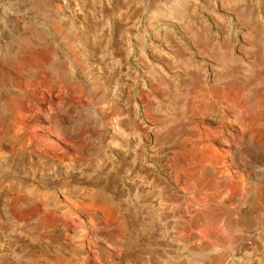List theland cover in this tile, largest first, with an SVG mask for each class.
<instances>
[{"label":"rangeland","instance_id":"rangeland-1","mask_svg":"<svg viewBox=\"0 0 264 264\" xmlns=\"http://www.w3.org/2000/svg\"><path fill=\"white\" fill-rule=\"evenodd\" d=\"M153 1L212 83L177 38L121 81L142 0L69 18L87 67L60 60L50 0H0V264H264V0Z\"/></svg>","mask_w":264,"mask_h":264},{"label":"built area","instance_id":"built-area-1","mask_svg":"<svg viewBox=\"0 0 264 264\" xmlns=\"http://www.w3.org/2000/svg\"><path fill=\"white\" fill-rule=\"evenodd\" d=\"M53 3L52 13L54 19V31L58 36L54 38V48L59 53L58 56L71 60L72 52L76 50L77 58L79 62L85 64L87 55L80 51L85 49L81 42L71 34L66 28L65 23L70 17L78 19L80 21L91 20V22L103 21L104 14L107 9H110L113 5V0H50ZM137 10L143 6L141 14H136L130 22H124L120 31L123 34L122 45L124 57L120 59L121 66L119 71V78L123 82L139 83L136 84L138 89L145 88L147 86L148 73L154 72L155 69L163 71L159 65V62L154 59L155 55L169 56L170 48L167 47L170 40L177 38L174 32L167 28V19L158 20L155 3L153 0H142V3L135 5ZM135 6H132L135 7ZM218 1L212 0L211 11L217 12ZM136 9V8H135ZM203 8H198L197 16H201V19L205 23V29L202 35L206 39H211L214 42H222L226 40L232 45L235 44L234 34L231 30L230 19L227 17V25L224 31L219 34L217 29L213 27V22H207L206 15L202 16ZM195 11V10H194ZM99 17V18H98ZM96 19V21H95ZM69 41L68 46H64L62 41ZM177 41L182 45L184 50L188 52L187 61L190 66L199 70L200 78L206 84L212 83V77L217 64L214 62H208L204 59L194 56V50L190 49L187 45L182 43L177 38ZM198 58V59H197ZM89 67V66H88ZM93 67V66H92Z\"/></svg>","mask_w":264,"mask_h":264},{"label":"bare ground","instance_id":"bare-ground-1","mask_svg":"<svg viewBox=\"0 0 264 264\" xmlns=\"http://www.w3.org/2000/svg\"><path fill=\"white\" fill-rule=\"evenodd\" d=\"M72 23H73V24H72L71 26H72L73 28H76V27L74 26L75 21H72ZM68 30H69V29H68ZM69 31H70V30H69ZM70 32H71V31H70ZM58 248H61V247H57V246L55 247V249H58ZM61 249H62V248H61ZM61 249H59V250H61ZM63 250L67 251V248L65 247V248H63ZM60 252H61V251H60ZM65 255H66V254H65ZM75 255H76V254L73 253V256H74V257H72L73 259H77V257H76L77 255H76V256H75ZM69 258H70V257H69ZM78 260H79V259H78ZM74 262H75V261H74ZM72 263H73V262H72Z\"/></svg>","mask_w":264,"mask_h":264}]
</instances>
